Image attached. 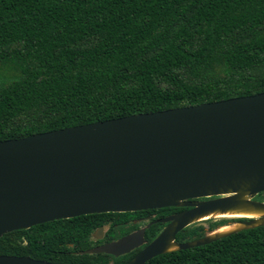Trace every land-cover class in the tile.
I'll use <instances>...</instances> for the list:
<instances>
[{"label": "trees", "instance_id": "16d2710c", "mask_svg": "<svg viewBox=\"0 0 264 264\" xmlns=\"http://www.w3.org/2000/svg\"><path fill=\"white\" fill-rule=\"evenodd\" d=\"M260 92L264 0H0V140ZM145 264H264V225Z\"/></svg>", "mask_w": 264, "mask_h": 264}, {"label": "water", "instance_id": "95a60500", "mask_svg": "<svg viewBox=\"0 0 264 264\" xmlns=\"http://www.w3.org/2000/svg\"><path fill=\"white\" fill-rule=\"evenodd\" d=\"M264 92L59 128L0 140V236L85 214L130 212L183 204L190 210L126 264L208 244L243 229L183 242L177 231L211 211L264 210ZM139 234L102 249L128 251ZM141 239V236H140ZM169 251V250H168ZM0 264H51L0 255Z\"/></svg>", "mask_w": 264, "mask_h": 264}, {"label": "flooded vegetation", "instance_id": "af4514ba", "mask_svg": "<svg viewBox=\"0 0 264 264\" xmlns=\"http://www.w3.org/2000/svg\"><path fill=\"white\" fill-rule=\"evenodd\" d=\"M216 197L217 196L189 198L183 200V204L180 205L130 211L128 212V215H123L125 212H107L114 214L100 217H92L87 216L92 214H85L83 216L79 215L70 218L57 219L36 224L41 226L39 227V233H36L35 235H27L26 233V230L35 225L26 229L13 230L4 233L0 238L8 234V239L12 241L15 246H22V250L19 251V254L0 253V255L23 256L51 264H126L160 233H162L174 217L181 212L193 208L192 205H187V202L206 201ZM253 199L264 201L260 198V193L255 195ZM60 220L63 221L61 222ZM66 220L69 221L67 224L73 226L72 232H56L64 225H67L65 223ZM219 220L221 219L216 221ZM224 220L226 223L236 221L234 219ZM244 220L245 219H242L241 221ZM72 222L73 224H76V226L73 225ZM209 225L210 224H208L207 227H209ZM198 226L203 225H195L192 227L187 225L183 227L176 232L173 241L179 244L195 240L196 238L190 239L188 232ZM133 234H139L135 243L139 244L133 245L128 251L123 252L118 248L114 252H108L102 249L106 245H111L123 237ZM172 251L175 250H167L164 253Z\"/></svg>", "mask_w": 264, "mask_h": 264}, {"label": "bare ground", "instance_id": "6f19581e", "mask_svg": "<svg viewBox=\"0 0 264 264\" xmlns=\"http://www.w3.org/2000/svg\"><path fill=\"white\" fill-rule=\"evenodd\" d=\"M240 218H254L256 220H264V210H259L256 208H241V209H235V210H228V211H211L208 212L194 220V222L199 221H207L212 219H234L238 220ZM193 222V223H194ZM243 226H245L241 222H234L233 224H228L225 226H221L220 228H217L213 230L210 235H221L225 234L227 232H230L232 230L240 229ZM176 246L174 244H169L167 247V250H175Z\"/></svg>", "mask_w": 264, "mask_h": 264}, {"label": "rangeland", "instance_id": "374dc122", "mask_svg": "<svg viewBox=\"0 0 264 264\" xmlns=\"http://www.w3.org/2000/svg\"><path fill=\"white\" fill-rule=\"evenodd\" d=\"M218 219H212V220H207V221H199V222H194V223H191L189 224V227H192V226H197V225H203V226H208V224H210L211 222H214Z\"/></svg>", "mask_w": 264, "mask_h": 264}]
</instances>
